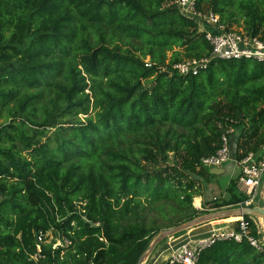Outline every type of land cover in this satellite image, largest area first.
I'll use <instances>...</instances> for the list:
<instances>
[{
  "label": "trees",
  "instance_id": "16d2710c",
  "mask_svg": "<svg viewBox=\"0 0 264 264\" xmlns=\"http://www.w3.org/2000/svg\"><path fill=\"white\" fill-rule=\"evenodd\" d=\"M204 1L228 29L240 14L264 37V0ZM135 41L143 56L119 44ZM210 51L167 0H0V264H137L163 228L248 199L233 179L221 202L193 206L227 126L237 160L264 146V62L171 71ZM244 219L261 249L216 241L196 264H264ZM50 231L63 246L38 242ZM156 250L146 264L163 260Z\"/></svg>",
  "mask_w": 264,
  "mask_h": 264
},
{
  "label": "built area",
  "instance_id": "2783aa9c",
  "mask_svg": "<svg viewBox=\"0 0 264 264\" xmlns=\"http://www.w3.org/2000/svg\"><path fill=\"white\" fill-rule=\"evenodd\" d=\"M169 4L176 5L180 14L192 20L197 24L199 32L203 33L211 47L208 56L200 58H187L171 66V71L179 76H197L200 72L206 70L210 64L217 60H242L251 59L258 62H264V37L261 35L252 36L246 32H240L235 29H228L222 23L218 14L210 9L200 8L198 0H167ZM155 65L151 60L145 61L146 67ZM167 68L163 67L161 71ZM233 122V121H232ZM221 126V124H219ZM235 128L229 125L222 136L221 147L210 156L201 160L203 168H221L225 163L233 161L231 153L232 135L235 134ZM240 173L237 177L238 186L243 190L248 199L240 206L254 205V199L262 186L264 178V146L262 152H248L242 159L236 160ZM201 209L200 207H197ZM52 235V231L37 236L38 242L47 241ZM247 238L250 244L261 249L260 241L250 235L249 224L244 217L237 220V225L233 228L213 230L207 237L195 241L191 244H185L172 252L167 259L171 263L196 264L201 252L214 244L216 241L231 240L241 242ZM53 248L63 246L59 237H55ZM68 245V242H66Z\"/></svg>",
  "mask_w": 264,
  "mask_h": 264
},
{
  "label": "rangeland",
  "instance_id": "374dc122",
  "mask_svg": "<svg viewBox=\"0 0 264 264\" xmlns=\"http://www.w3.org/2000/svg\"><path fill=\"white\" fill-rule=\"evenodd\" d=\"M203 7L205 9L208 8V4L205 1L203 3ZM237 18L240 21L232 26L233 29H235L237 31L246 32L243 16L240 15V14H237ZM119 44H120L122 49L125 50L126 48H128L133 53H136L137 55L143 56V53L136 52V49L139 47V44H140L138 41L133 42L132 45H135V46H125L126 44L124 42H119ZM150 59H151L150 56L144 57L145 61L146 60H150ZM184 59L185 58H183L182 60H184ZM79 118L81 120H84L85 117L83 115H80ZM0 122L1 123L5 122V118L4 117L1 118ZM47 134L50 135L51 133L48 132ZM260 151L262 152V149ZM223 168L226 170L225 174L216 175V176L212 175V176L209 177L208 180H203V182H201V185L199 186V194H201L204 197L203 198L204 200H203V203H202L201 207L199 205V203H200V198L199 197H195V199L193 200V206L196 207V208L197 207L201 208V209L197 208L198 210H203L205 207L206 208L213 207L215 203L221 202L224 198L227 197L226 189H227V187L229 186L230 182L233 179H237V177H238V175L240 173V168L238 167L236 161H234V160L225 163ZM235 183L237 184L236 181H235ZM204 202H206L205 206H204ZM253 204H254V206L264 207V178H263V181H262V186L260 187V190L258 191V194L256 195V198L254 199V203ZM212 210H217V209H209V211H212ZM157 215H158L157 211L149 212V217H157ZM171 216H172V214H171ZM254 218H255V220H256V222L258 224V229H259V232L261 234V241L264 243V218H258V217H254ZM238 219L239 218H230V219H226V220L214 221L213 223L216 225V227H214V228H216L215 230H218L220 227L225 229L228 226L230 228H233V227H235L237 225L236 222H237ZM165 220H167V219H165ZM165 220L162 218V219H160L159 223L161 225H165V223L169 222V221H165ZM165 229L166 228H163L159 232H161V231H163ZM55 237H56L55 233L52 232V235H50L47 238L46 242L51 243L53 240H55ZM156 252H157V250H156ZM151 264H153V263H151Z\"/></svg>",
  "mask_w": 264,
  "mask_h": 264
},
{
  "label": "water",
  "instance_id": "95a60500",
  "mask_svg": "<svg viewBox=\"0 0 264 264\" xmlns=\"http://www.w3.org/2000/svg\"><path fill=\"white\" fill-rule=\"evenodd\" d=\"M238 142L236 138L231 140L232 159L237 160ZM223 168H211L210 174L218 175L223 172ZM244 216L264 218V207L260 206H238L224 207L222 209L212 210L206 214L199 215L193 219L180 223L174 227L165 229L159 232L151 241L149 247L139 258L137 264H144L147 259L156 251V249L166 240L180 233L192 230L195 227L201 226L213 221L226 220L230 218H241Z\"/></svg>",
  "mask_w": 264,
  "mask_h": 264
},
{
  "label": "crops",
  "instance_id": "0c3cea01",
  "mask_svg": "<svg viewBox=\"0 0 264 264\" xmlns=\"http://www.w3.org/2000/svg\"><path fill=\"white\" fill-rule=\"evenodd\" d=\"M221 168H223V167H221ZM223 170L224 171L221 174H218V175L225 174L226 173V170L224 168H223ZM238 188H239V190L241 192H243V190L239 186H238ZM198 197L200 198V203L201 204L199 203V205L201 207V205L203 203V200H204L203 199L204 197L202 195L201 196H198ZM213 222L206 223V224H203L201 226L195 227L192 230H189L188 232H185V233H183L181 235H178V236H174V237L169 238L168 240L164 241L159 246V248H163V250L166 251L165 252L166 255H165V257L163 258V260L159 264H161L162 262L166 261L171 256L172 252L175 251V250H177V249H179L181 246H183L185 244L194 243L197 240H200L202 238L207 237L213 230L216 229V228H214V227H216V225ZM226 228H230V227L228 226ZM219 229H224V228H221L220 227Z\"/></svg>",
  "mask_w": 264,
  "mask_h": 264
},
{
  "label": "bare ground",
  "instance_id": "6f19581e",
  "mask_svg": "<svg viewBox=\"0 0 264 264\" xmlns=\"http://www.w3.org/2000/svg\"><path fill=\"white\" fill-rule=\"evenodd\" d=\"M149 258H150V257H149ZM149 258H148V259H149ZM148 259H147V261H148ZM147 261H146V262H147ZM146 262H145L144 264H146Z\"/></svg>",
  "mask_w": 264,
  "mask_h": 264
}]
</instances>
